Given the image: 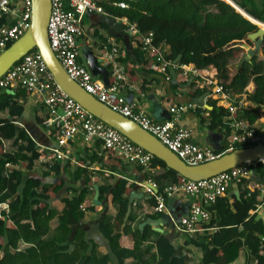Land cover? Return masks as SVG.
Listing matches in <instances>:
<instances>
[{
  "label": "trees",
  "instance_id": "obj_1",
  "mask_svg": "<svg viewBox=\"0 0 264 264\" xmlns=\"http://www.w3.org/2000/svg\"><path fill=\"white\" fill-rule=\"evenodd\" d=\"M95 2L104 15L126 20L134 25L140 34L151 33L152 45L155 48L161 50L163 46L168 47L169 53L164 54L161 50L162 59H159L157 54L143 50L142 46H139L135 51L137 67L157 75L158 72L151 71L152 66L156 65L157 68L165 67L166 73H169L165 63L172 65L178 58V66L192 65L199 73L212 67L216 72L215 78L224 92L232 94L236 101L241 99L245 101V107L237 113L230 114L221 100L213 97L209 99L207 105L212 108L209 112V130L219 132L224 138L220 147L214 150L217 156L228 153L229 145L233 142L236 123L247 119L252 125L260 118L259 108H264V60L254 56L250 61H240L232 69L230 65L240 55L255 49V44L248 39V35L256 32L258 27L264 29V0H229L226 1L227 3L222 0H95ZM3 22L4 20H1L0 25ZM105 29L107 26L99 21L97 29L90 35L97 36L100 41L105 42V39L98 34ZM261 52L264 56V37ZM128 61V58L123 60L127 66L125 73L131 81H135L136 77L131 70L133 65ZM80 63H82L81 58ZM173 71L176 73L179 86L186 85L190 88L195 86L196 80L191 76L184 77L180 70ZM114 82V78L111 77V85ZM210 91L211 88L206 87L195 90L194 93L185 89L183 93L192 98H199L209 94ZM3 97L9 98L10 95L4 91ZM170 105L179 107L172 101ZM7 107L11 116H19L23 111V107L18 103L9 104L1 100L0 111ZM15 131L13 124L0 120V140L16 137L17 141H22L18 145V152L29 153L30 166H32L39 158L36 144L24 132L16 135ZM257 134L264 136V131H259ZM251 146L255 144H237L234 150ZM0 157L4 160H12V156L3 152L1 141ZM95 161L99 163L103 161V166L109 169L122 167V161L110 151H106L105 158H97ZM150 168L152 171L164 170L163 174L152 180L159 195L163 197H166L164 183L179 185L184 181L179 174L168 169L164 162L155 157ZM250 168L253 179L264 178L263 163H254ZM51 171L59 175V164H54ZM139 171L144 169L136 167V172ZM21 177L22 174L13 173L8 180H0V191H6L0 196V202H5L16 193ZM80 177V174L76 175L75 179L78 180ZM14 179H16L15 184ZM42 182L38 178L27 181L22 196H17L13 202H10L11 223L8 224L7 220L0 222V264H108L107 259L102 261L97 259L95 245L89 246L84 241V233L80 229L73 236V248L68 245L72 233L71 227L79 224L86 211L95 209L92 202L87 201V196L91 193L88 188L90 181L85 180L86 187L76 196L71 199L63 198L60 201L59 226L55 230L53 239L48 242L42 241L41 237L49 232L48 224L54 213L41 201L54 198L55 193L63 188L64 182L53 184ZM134 189L135 184L124 179L108 188H99V201L110 197L111 204L118 206L113 224L106 223V217L99 223V231L108 241L117 263L186 264L182 257L175 255V246L163 235L154 244L146 247L147 252L154 251L153 258L148 261H137L140 246L147 240L151 228L145 227L141 232L138 229L134 231L129 225L134 218L131 212L128 214V199ZM236 190L238 196L228 192L208 208L213 214L210 223L204 227L212 229V232L199 234L194 238L188 237V242L201 253V264H232L241 252L246 253L247 262L249 258H253L256 264H264V254L260 246V236L264 235V222L255 215H250V212L256 210L262 202L261 192L258 189L249 190L246 181L237 185ZM83 204L86 205L84 209L81 208ZM147 204L152 210L151 214L145 215L146 219H155L161 214L155 210L156 201L153 197L148 199ZM33 205H37V208L31 211ZM28 210L29 223L21 225V220ZM123 236L132 240L131 249L120 245ZM20 239L30 241L33 246L26 250L25 254H12L10 249L16 248V243Z\"/></svg>",
  "mask_w": 264,
  "mask_h": 264
},
{
  "label": "crops",
  "instance_id": "obj_2",
  "mask_svg": "<svg viewBox=\"0 0 264 264\" xmlns=\"http://www.w3.org/2000/svg\"><path fill=\"white\" fill-rule=\"evenodd\" d=\"M116 20L119 23H123L120 19ZM99 21L100 16L98 14L91 13L83 17L81 28L84 36L78 41V44L81 51L83 50L82 47L92 49L96 56L102 59V67L107 68L111 75L114 70L117 72V75H110V78L114 77L120 83L119 94L127 102L135 103L141 112L147 114L152 120L159 123L173 117V114L170 112V108L172 107L170 105L171 101L177 106H190L187 112L180 116L178 124L190 130L192 134L191 140L196 145L209 147L212 150L218 149L224 138L219 132L209 130V112L212 108L207 105L209 101L207 95L192 98L188 94H184L183 91L185 89H189L191 93L201 89L196 85L192 88L186 85L179 86L176 81V73L173 71L175 70L173 66L167 67L169 73L162 70L157 71L152 66L151 71L158 72L159 74L157 75L151 74L141 67H137L135 65L137 64L135 51L141 46L139 37L129 35L125 29L122 38L110 37L108 35V29L99 31V36L105 39V42L100 41L97 36L87 37V34L97 29ZM161 50L164 54L169 53L168 47L166 46L161 47ZM122 52H124V56H122ZM127 58L129 59L128 62L133 65V69L131 70L136 77L135 81H131L125 73L127 66L123 60ZM205 72L211 75L214 74L212 68L206 69ZM6 93L10 97H3L2 94L0 101L2 100V102L9 104L16 102L23 107V111L19 116H11L7 107L0 111V120H5L13 124L16 135L24 132L36 144L39 158L30 166V154L18 152V145L22 141H17L16 137L0 140L3 152L12 156V160H4L0 157V180H8L9 176L13 173L22 174L21 182L16 189V193L12 194L5 202L10 205V202H13L17 196H22L26 182L32 178L41 179L43 184L64 182L63 188L55 193L54 198L41 201L42 204H46L49 210L54 213V217L48 224L49 232L41 237L42 241H51L55 235V230L59 226V217L61 216L60 201L63 198L71 199L76 196L86 187L85 180L90 181L88 188L91 191L87 196V201H91L93 204L95 186H97L98 190L99 188H108L115 185L119 180L124 179L135 184V190L145 195V190L140 184L152 182L154 177L164 173V170L159 169L136 172V167L123 162L122 167L115 169L106 168L103 166V161L101 163L95 161L97 158H105L106 156V150L102 145L98 142L86 145L80 138L75 139L69 147L60 150L54 131L43 125L46 110L43 104L36 99L35 95L27 92L24 88L8 89ZM251 108L254 109L253 106ZM56 115H61V111L57 112ZM259 117L252 125L247 119H243L241 122L245 126L255 129L257 132H262L264 131V108H259ZM56 151H59V153H56ZM3 162L4 164L2 165ZM56 163L60 167L59 175H56L57 173L55 171H51L52 166ZM79 174L81 177L76 180L75 177ZM13 182L15 184L16 179ZM258 182L255 180L248 183L249 189L256 188ZM164 185L167 189L170 187L169 183H164ZM5 192V190L0 191V196L5 194ZM231 192L236 195V186H232L228 194H231ZM145 196L149 199L148 195ZM148 199L140 202L135 201L134 203L136 204L131 209V215L134 221L129 223V225L134 231L138 229L142 232L145 227L151 228V233L148 234L147 240L140 246L137 261L151 260L154 256V251L147 252L146 247L154 244L163 235L175 246V255L182 257L186 264H201L200 251L188 242L187 236L178 232L173 227V221H179L188 212L192 201L191 198L184 195L169 197L165 202L166 213H161L155 219L145 218V215L151 214L152 210L147 204ZM81 206L86 207L85 204ZM36 208L37 205H33L30 209L32 211ZM94 208L93 211L85 212L84 218L78 225L71 227L72 233L68 245L71 249L73 248V236L80 229L84 233V241L89 246L91 244L95 245L94 251L98 260L102 261L107 259L108 264H118L111 252L108 241L99 231V223L104 217H106V223L113 224L118 206L111 204L110 197H105L100 201V205L94 206ZM250 215H255L264 222V205L261 203L256 210L250 212ZM10 216L11 210L7 218L8 224L11 223ZM29 216L30 212L28 210L21 220V225L29 223ZM143 223L146 225L140 228ZM155 228L162 230V233L156 231ZM210 232L212 231H208L207 233ZM120 245L124 248L131 249L133 242L127 236H123L120 239ZM32 246L33 244L30 241L26 242L20 239L16 243V248H11L10 252L12 254H25L26 250ZM245 263L256 264V261L253 258H249L247 262L246 253L241 252L237 260L232 264Z\"/></svg>",
  "mask_w": 264,
  "mask_h": 264
},
{
  "label": "built area",
  "instance_id": "obj_3",
  "mask_svg": "<svg viewBox=\"0 0 264 264\" xmlns=\"http://www.w3.org/2000/svg\"><path fill=\"white\" fill-rule=\"evenodd\" d=\"M222 1L226 2V0ZM31 9V0H0V21L4 20L0 25V54L28 30ZM91 13L104 15L102 10L97 7L95 0H51V14L47 28L48 40L52 52L68 77L99 102L137 123L187 165L195 166L218 158L219 156L214 153V150L193 143L190 130L178 124L180 116L187 112L190 106L171 107L170 112L173 117L164 122H155L147 114L141 112L135 103L127 102L119 94L120 83L117 79H114L113 85L105 88L99 79L92 77L83 63H80L81 50L78 44V41L84 36L81 28L82 19ZM123 24L129 35L139 37L143 50H150L157 54L159 59H162L160 49L152 45L151 33H138L135 26L126 20H123ZM122 56H124V52H122ZM153 66L157 71H165V67ZM165 66H173L174 69L180 70L184 77L191 76L196 80L195 85L200 89L210 87L211 91L207 94V98L213 97L221 100L230 114L237 113L246 106L243 99L236 101L232 94L224 92L215 78L216 72L212 67L209 68L214 70L213 75L205 72L206 69L199 73L192 65L178 66L174 63L172 65L165 63ZM112 75H117V72L114 70ZM15 88H24L27 92L34 94L36 99L43 104L46 110L43 125L54 131L60 150L69 147L77 138H80L86 145L98 142L106 151L112 152L123 163L152 171L150 164L154 157L69 98L58 87L36 50L24 56L0 78V97L4 91ZM59 111H61V115H56ZM237 144L264 145V136H259L255 129L245 126L240 121L234 125L233 142L229 145L228 152L233 151ZM252 164L254 163H247L198 182L184 179L179 185L170 184V187L164 190L166 197L153 192L151 188L158 191L153 182L143 183L140 186L145 190V195L155 199L157 213H166L165 202L169 197L184 195L191 198L188 212L179 221L172 219L171 221H173L175 230L189 238H194L212 230L204 227L210 223L213 214L208 208L213 206L219 198H223L232 186L243 184L246 181L248 187V183L251 181H259L256 188L249 189L248 187V189L251 191L260 190L261 203L264 205V178L253 179V172L250 168ZM81 208L84 209L82 206ZM9 214V204L0 202V222L6 221ZM260 246L264 254V236L260 237Z\"/></svg>",
  "mask_w": 264,
  "mask_h": 264
},
{
  "label": "water",
  "instance_id": "obj_4",
  "mask_svg": "<svg viewBox=\"0 0 264 264\" xmlns=\"http://www.w3.org/2000/svg\"><path fill=\"white\" fill-rule=\"evenodd\" d=\"M31 2L30 27L19 40L14 42L2 54H0V78L24 56L31 51L36 50L41 56L47 70L53 76L58 87L65 92L69 98L74 100L79 106L95 118L127 137L135 145L164 162L168 169L173 170L185 180L198 182L215 177L247 163L261 162L264 164V145L257 144L252 147L235 149L212 161L195 166L187 165L177 155L165 147L157 138L142 129L137 123L125 118L105 104L99 102L68 77L52 52L48 40L47 28L51 14V0H31ZM234 9L236 10V8ZM236 12L239 13L237 10ZM239 14L242 15L241 13ZM100 22L107 26L108 35L110 37L122 38L124 36L125 25L117 22L115 18L108 15H101ZM263 37L264 29L261 28H258L256 32L248 35V39L255 44V49L248 50L247 57L243 59L242 62L250 61L254 57V54L259 55V48L262 45ZM81 58L83 65L90 72L92 77L94 79H99L105 88H109L111 85L110 72L107 68L102 67V59L98 58L95 52L90 48H85L81 51ZM178 61L179 58L174 62V65H177ZM151 189L155 194L158 193L154 188ZM238 195L237 192L236 196ZM147 199L148 197L143 193H139L134 189L128 199V214L131 212L135 201L140 202ZM93 205H100L99 190L97 186H95ZM145 225L146 224L143 223L140 228ZM155 230L162 233V230L157 228H155Z\"/></svg>",
  "mask_w": 264,
  "mask_h": 264
},
{
  "label": "rangeland",
  "instance_id": "obj_5",
  "mask_svg": "<svg viewBox=\"0 0 264 264\" xmlns=\"http://www.w3.org/2000/svg\"><path fill=\"white\" fill-rule=\"evenodd\" d=\"M256 25V24H255ZM257 26V25H256ZM258 27V26H257ZM259 28V27H258ZM91 35L90 34H87V37H90ZM85 48V47H84ZM84 48L82 47V49L84 50ZM254 56L256 57H259V59H262L264 60V56L262 55V52H261V46L259 48V55H256L254 54ZM247 57V53H245V55H240L235 61H233L230 65L231 69L238 65L240 61H242L243 59H245Z\"/></svg>",
  "mask_w": 264,
  "mask_h": 264
},
{
  "label": "bare ground",
  "instance_id": "obj_6",
  "mask_svg": "<svg viewBox=\"0 0 264 264\" xmlns=\"http://www.w3.org/2000/svg\"><path fill=\"white\" fill-rule=\"evenodd\" d=\"M227 2L229 1V0H226ZM264 25V24H263Z\"/></svg>",
  "mask_w": 264,
  "mask_h": 264
}]
</instances>
